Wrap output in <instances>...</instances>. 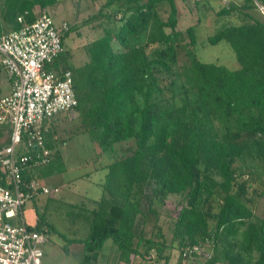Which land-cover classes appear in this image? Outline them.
Masks as SVG:
<instances>
[{
    "label": "trees",
    "instance_id": "1",
    "mask_svg": "<svg viewBox=\"0 0 264 264\" xmlns=\"http://www.w3.org/2000/svg\"><path fill=\"white\" fill-rule=\"evenodd\" d=\"M92 1L99 5L87 20H100L102 33L86 45L87 61L74 66L64 50L47 66L72 72L73 109L83 133L101 149L127 144L104 166L103 192L89 213L85 248L111 239L125 262L130 254L150 258L154 250L162 264H170L165 249L175 247L177 264H264V216L254 211L264 191L255 187L253 176L264 165V15L251 12L258 9L255 2L264 8V0L229 2L215 12L217 21L233 17L236 22L219 25L204 41L228 44L237 62L232 68L197 57L196 25L178 28L176 0ZM58 2L3 0L0 32L3 23L17 30ZM73 24L62 36L63 45ZM4 129L10 134L9 124H0V133ZM44 144L50 161L22 171L24 184L44 183L51 173L65 170L48 128ZM237 162L248 171L237 173ZM55 163L61 164L57 170ZM170 195L179 197L170 240L161 229L146 237L150 216L158 220L155 205ZM210 241L212 253L193 251L183 258L184 250ZM199 254L205 263H199Z\"/></svg>",
    "mask_w": 264,
    "mask_h": 264
},
{
    "label": "rangeland",
    "instance_id": "2",
    "mask_svg": "<svg viewBox=\"0 0 264 264\" xmlns=\"http://www.w3.org/2000/svg\"><path fill=\"white\" fill-rule=\"evenodd\" d=\"M229 2L241 5L244 0H176V5L178 28L184 29L187 26L196 25L199 36L197 57L232 68L237 62L228 44L222 41L216 45H209L204 41V38L212 34L219 25L236 22L233 17L218 21L215 18V12ZM255 4L258 9L251 12L256 16H260V13L264 15V8L257 2ZM98 5L99 1L92 0H59L55 6L47 7L55 24L60 25L63 21L70 25L77 24V26L73 24L75 28H71L64 41V50L72 54V60L75 55L74 66H81L87 61L86 45L102 33L101 26L98 25L100 20L96 18L87 20L96 12ZM166 9L164 6L161 7L162 17L168 14ZM6 89L7 74L0 65V96L5 94ZM83 128L79 111L75 109L51 119L48 131L52 132L53 138H56L57 144H60L61 158L66 171L53 173L44 179L45 185L50 189L57 187V192L39 193L27 199L22 208L24 221L30 226H39L45 234L46 240L41 244L42 264H162L163 261L156 257L154 250H151L150 258L130 254L129 262H125L120 259V250L113 245L111 239H106L96 249L85 248L84 239L90 232L89 213L95 206L93 199H98L103 192L102 183L106 169L102 168L115 156L124 153L127 144L118 143L110 149H101L97 140L90 138L88 133L82 132ZM8 137V130H1V147L5 145ZM258 163L261 162L258 161ZM60 165L55 163V170ZM245 165L237 162L236 172L248 171ZM86 172L90 175L83 176ZM253 176L257 179L255 187L264 191V165L255 169ZM101 181L99 186L98 182ZM177 199H179L178 196L170 195L161 205H155L159 210L158 220L155 222L150 216L144 226L146 237L154 236L158 229H161L167 241L170 240L172 231L169 223L171 217L177 212L175 207ZM254 211L259 217L264 216V193L258 199ZM40 220L43 221L42 224L39 223ZM140 249L144 248L141 246ZM165 252L171 254V259L174 257L175 262L172 260L171 264L179 262L178 249L169 247L165 249ZM202 252L203 254L212 253V241L204 246ZM205 258L199 254L200 262H198L205 263Z\"/></svg>",
    "mask_w": 264,
    "mask_h": 264
},
{
    "label": "built area",
    "instance_id": "3",
    "mask_svg": "<svg viewBox=\"0 0 264 264\" xmlns=\"http://www.w3.org/2000/svg\"><path fill=\"white\" fill-rule=\"evenodd\" d=\"M68 26L55 24L44 8L33 22L0 32V65L10 82V92L0 97V124L11 129L9 142L0 148V264H42L45 234L24 221L22 208L34 195L58 188L38 179L24 184L21 172L50 161L51 150L44 144L49 122L77 105L72 72L47 67L64 51ZM203 250L193 246L182 255L186 259Z\"/></svg>",
    "mask_w": 264,
    "mask_h": 264
},
{
    "label": "crops",
    "instance_id": "4",
    "mask_svg": "<svg viewBox=\"0 0 264 264\" xmlns=\"http://www.w3.org/2000/svg\"><path fill=\"white\" fill-rule=\"evenodd\" d=\"M2 5H3V0H0V12H1V7H2ZM46 10H47V8H45ZM48 11V10H47ZM49 12V11H48ZM50 14V13H49ZM2 27H3V31H8V30H11L10 29V25L8 24V23H3V25H2ZM74 55V54H73ZM75 59V55H74V57H73V60ZM6 92H5V94L4 95H6V94H8L9 92H10V82H9V80H8V77H7V89L5 90ZM4 95H2V96H4ZM1 97V96H0ZM91 138V137H90ZM57 147L59 148V150H61L60 149V144L58 143V145H57ZM98 163V162H97ZM97 166V165H96ZM100 167V166H99ZM97 168H98V166H97ZM102 169H106V168H102ZM63 171H66V166H65V170H63ZM62 171V172H63ZM61 173V172H60ZM52 175V173L50 174V176ZM90 175V173H87L86 172V174H84L83 176H89ZM49 177V176H48ZM48 177H46V178H48ZM46 178H44V179H46ZM101 183H102V181L99 183L98 182V185L99 186H101ZM102 194V193H101ZM95 198V197H94ZM99 199V198H98ZM98 199H93V202L95 203V201L96 200H98ZM170 260L171 261H169V263L171 264V262H172V260H174V262H175V259H174V257L171 259L170 258ZM178 261H179V256H178ZM173 264V263H172ZM175 264H177V263H175Z\"/></svg>",
    "mask_w": 264,
    "mask_h": 264
}]
</instances>
